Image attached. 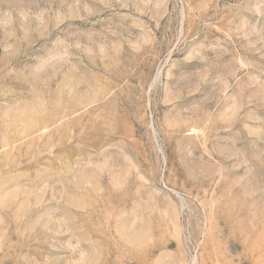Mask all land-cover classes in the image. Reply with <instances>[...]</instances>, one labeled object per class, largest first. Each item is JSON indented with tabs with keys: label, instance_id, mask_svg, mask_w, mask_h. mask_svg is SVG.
<instances>
[{
	"label": "rangeland",
	"instance_id": "obj_1",
	"mask_svg": "<svg viewBox=\"0 0 264 264\" xmlns=\"http://www.w3.org/2000/svg\"><path fill=\"white\" fill-rule=\"evenodd\" d=\"M0 264H264V0H0Z\"/></svg>",
	"mask_w": 264,
	"mask_h": 264
}]
</instances>
